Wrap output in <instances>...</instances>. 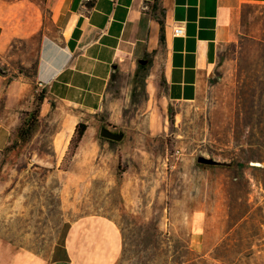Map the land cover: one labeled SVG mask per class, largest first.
<instances>
[{
  "label": "rangeland",
  "instance_id": "1",
  "mask_svg": "<svg viewBox=\"0 0 264 264\" xmlns=\"http://www.w3.org/2000/svg\"><path fill=\"white\" fill-rule=\"evenodd\" d=\"M235 33L192 103L165 106L147 88L150 57L116 72L122 118L90 115L84 146L53 153L35 103L0 150V234L46 255L71 221L101 214L120 226L118 264H264V4L243 6ZM39 39L15 43L26 67L2 68L31 77ZM101 127L123 140H101Z\"/></svg>",
  "mask_w": 264,
  "mask_h": 264
},
{
  "label": "crops",
  "instance_id": "2",
  "mask_svg": "<svg viewBox=\"0 0 264 264\" xmlns=\"http://www.w3.org/2000/svg\"><path fill=\"white\" fill-rule=\"evenodd\" d=\"M263 4L264 0H0V150L37 102L39 118L54 126L49 136L53 153L65 152L79 122L87 125L80 141L86 145L93 136L90 115L105 107L107 120H121L124 98L109 92L113 76L133 72L144 56L152 59L146 86L160 91L165 106L194 102L207 86L220 47L236 38L241 8ZM176 27L183 29L181 35L173 34ZM39 32L32 77L2 68L5 58L26 67L23 48L15 43ZM38 91L41 101L34 93ZM122 249L119 224L101 214L71 221L46 255L0 234V264H118Z\"/></svg>",
  "mask_w": 264,
  "mask_h": 264
},
{
  "label": "trees",
  "instance_id": "3",
  "mask_svg": "<svg viewBox=\"0 0 264 264\" xmlns=\"http://www.w3.org/2000/svg\"><path fill=\"white\" fill-rule=\"evenodd\" d=\"M160 39L162 40V36H160ZM35 68H36V63H35V65H34V71H33L32 76L34 75ZM20 72L23 73L22 71H20ZM25 76H26V75H25ZM32 76H31V77H32ZM38 101H41V97H40V95H38ZM35 110L37 111L38 109H35ZM36 111H35V112H36ZM35 120H36V118H35V116L32 114V116L30 117V120H29L30 125L34 124ZM86 128H87V125H86L85 123H83V122H79V123L76 125V127H75V131H74V134H73V136H72V138H71V140H70V142L73 143V145H74L75 147H76L77 144L80 142V140H81V138H82V136H83V134H84ZM100 139H101V140H104V141H106V142H108L109 144H114L113 141H109V140H106V139H103V138H100Z\"/></svg>",
  "mask_w": 264,
  "mask_h": 264
},
{
  "label": "water",
  "instance_id": "4",
  "mask_svg": "<svg viewBox=\"0 0 264 264\" xmlns=\"http://www.w3.org/2000/svg\"><path fill=\"white\" fill-rule=\"evenodd\" d=\"M99 136L101 138L109 140V141L119 142L123 138V133L122 132H114V131L109 130L106 127H101L99 130ZM197 161L200 163H205V164H218V162H216L212 159H206L203 157H199Z\"/></svg>",
  "mask_w": 264,
  "mask_h": 264
},
{
  "label": "built area",
  "instance_id": "5",
  "mask_svg": "<svg viewBox=\"0 0 264 264\" xmlns=\"http://www.w3.org/2000/svg\"><path fill=\"white\" fill-rule=\"evenodd\" d=\"M182 32H183V29L181 27H176V28L173 29V34L174 35H181ZM35 91H37V90H35Z\"/></svg>",
  "mask_w": 264,
  "mask_h": 264
}]
</instances>
